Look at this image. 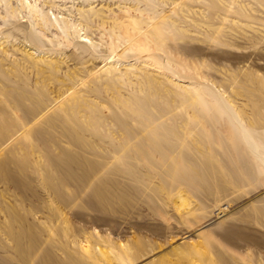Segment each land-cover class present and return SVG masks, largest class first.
Returning <instances> with one entry per match:
<instances>
[{
    "label": "rangeland",
    "instance_id": "obj_1",
    "mask_svg": "<svg viewBox=\"0 0 264 264\" xmlns=\"http://www.w3.org/2000/svg\"><path fill=\"white\" fill-rule=\"evenodd\" d=\"M259 144L264 0H0V264H264Z\"/></svg>",
    "mask_w": 264,
    "mask_h": 264
},
{
    "label": "bare ground",
    "instance_id": "obj_2",
    "mask_svg": "<svg viewBox=\"0 0 264 264\" xmlns=\"http://www.w3.org/2000/svg\"><path fill=\"white\" fill-rule=\"evenodd\" d=\"M252 144V143H251ZM83 174V173H82ZM91 175V171H87V173H84L83 175H78V174H71L69 176L70 180H75L78 182V185H82L89 180V177ZM94 191V190H93ZM96 198V197H95ZM105 200H101L98 203H96L93 207L95 210H99V211H111L110 209H112V204L111 202L114 201V199H110V198H104ZM106 202V203H105ZM95 203V202H94ZM86 245V244H85ZM88 246V245H87ZM86 246V247H87ZM46 259H47V255H46Z\"/></svg>",
    "mask_w": 264,
    "mask_h": 264
},
{
    "label": "clouds",
    "instance_id": "obj_3",
    "mask_svg": "<svg viewBox=\"0 0 264 264\" xmlns=\"http://www.w3.org/2000/svg\"><path fill=\"white\" fill-rule=\"evenodd\" d=\"M236 118L239 119L238 117ZM238 134L242 135L245 141H247L249 136L253 135V133L250 130L243 128V127L238 129ZM245 147H249V145L245 143ZM261 148H264V144L254 145L252 146V151L253 152L258 151Z\"/></svg>",
    "mask_w": 264,
    "mask_h": 264
}]
</instances>
